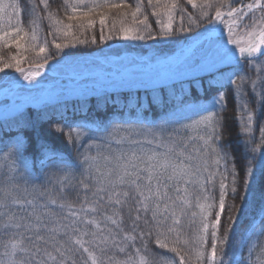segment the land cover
<instances>
[{"label":"snow or ice","instance_id":"6c2138e0","mask_svg":"<svg viewBox=\"0 0 264 264\" xmlns=\"http://www.w3.org/2000/svg\"><path fill=\"white\" fill-rule=\"evenodd\" d=\"M148 3L157 30L146 15L138 19L143 14L138 0L134 10L123 13L133 21L129 26L113 24L105 34L107 14L99 15L100 41L183 43L175 56L149 64L161 70L147 82L190 77L198 96L207 78L211 96L200 104L186 95L179 107L152 120L139 98L129 119L123 112L111 123L61 117L52 131L70 152L29 135L30 120H16L14 131H7L13 123L5 119L0 124V264H264V0L239 7L229 0H204L200 6L188 0L199 7L195 17L183 8L177 15L175 2ZM131 7L124 0H65V23L49 0H32L23 9L19 0H0V24L8 28L0 27V46L17 49L8 60L0 58L4 91L9 85L23 88L21 81H27L29 89L40 90L32 99H50L56 93L37 80L49 61L56 57L50 69L56 74L73 65L71 57L82 55L77 45L98 43L95 34L80 39L71 21H78L75 27L83 35L96 26L98 10ZM224 7L228 10L221 11ZM25 12L32 17L30 36L22 27ZM40 21L49 26L54 52H48L47 39L39 43ZM37 48L42 62L23 67L24 53ZM229 87L240 112L239 156L224 135ZM87 90V85L79 88ZM258 179L259 210L244 219ZM120 253L125 259L117 258Z\"/></svg>","mask_w":264,"mask_h":264},{"label":"trees","instance_id":"16d2710c","mask_svg":"<svg viewBox=\"0 0 264 264\" xmlns=\"http://www.w3.org/2000/svg\"><path fill=\"white\" fill-rule=\"evenodd\" d=\"M22 9L30 6L32 0H19ZM37 2V0H36ZM40 2V1H39ZM69 2H74V0H69ZM98 2H103V0H98ZM110 3H120L121 0H109ZM126 4L131 5V9L128 8H110V9H100L97 13L94 14L93 18L97 20V24L94 28H89L85 31L83 35L76 29V25L78 21H71L73 24L74 32L78 37L83 39H91V36L95 34L97 38V44H80L77 45L75 51L84 54H100L105 55L106 63H103L98 60H90L87 65H80L81 68H85L88 70H93L96 68H105L112 69L115 67H125L129 64H134L139 62V58L146 57L148 59L156 60L157 57L163 58L169 54L177 51L178 48L182 47L183 43L176 42H160V41H122V40H109L106 42L100 41V25H99V15L103 12L107 14V23L105 25V34H107L108 29L116 25L117 28L121 26L123 23L125 26H129L133 23L131 17L125 18L123 13L125 11L131 12L135 9L138 0H124ZM155 2V0H154ZM175 2L177 5V15H179V9L183 8L188 13H191L194 17L197 15L199 8H193L188 0H161V3L171 4ZM204 0H196L197 5H201ZM242 0H229L231 7H237ZM252 2V0H243V3ZM51 8L53 10H59V18L64 20L65 23H69L65 16V0H49ZM143 9L142 15L138 16L139 20H143L144 16H147V23L151 25V28L155 31L158 29L157 18L152 14V7L149 5L148 0H142ZM228 8H221V11H227ZM213 11V12H212ZM69 14L70 11H69ZM211 15L215 14V4L213 5V9L210 12ZM247 19V18H246ZM32 17H30L26 12L22 15V27L26 32L29 33V36L32 32L31 26ZM14 22V20H13ZM246 22V21H245ZM243 22V23H245ZM185 26H187V17H185ZM5 30H8L6 26ZM175 27V25H174ZM39 43L42 40L41 36L47 38L48 42L52 41L53 36L50 32L49 26L46 21L39 22ZM80 38V39H81ZM63 40L60 39L59 42ZM25 43H29L28 40L24 41ZM119 44H126L124 47H118L116 51L110 49V47L118 46ZM103 49L102 51L100 49ZM109 50H108V49ZM54 52V50H49ZM65 52L69 51V49H65ZM17 49L15 46L5 48L0 46V58L4 60H8L11 55L16 54ZM28 59L23 63V67L27 68L30 64L35 65L37 63H41L42 60L40 58L41 54H38V48L36 51H32L29 49L26 53H24ZM118 56L117 58H113ZM72 58V57H71ZM56 57L53 58L52 61H49V67L51 64L55 62ZM60 70V69H59ZM245 71H248L247 64H245ZM152 73V71L145 70H130L128 74L121 79H112L110 81L102 80L98 77L99 81L102 84L113 83L116 86H123L124 84H137L138 88L122 87L121 89L109 90L102 89L99 90L98 86H92V89L96 91L91 95H88L84 98H73L71 96H63L61 99H55L54 101L43 102L40 105L33 106H24L17 109L14 113L8 115L7 117L0 118V124H3L5 119L9 123H13V127L6 129L7 131H14L15 125L14 122L16 120H20L23 124L24 121L30 120L33 128L30 129L29 135H41L45 139L51 140L57 144L61 150H66L70 152L71 149H68L66 145L62 143V138L58 137L57 133L52 131V125L60 123V118L63 117L64 120L72 121V120H81L84 117H90L93 120H104L107 119L108 123H111L113 120L120 119V113H124V118L129 119L130 113L135 109L137 104V98L143 103L144 109H149L147 112V116L149 120H152L154 116L162 115L165 110L172 111L176 107H179L180 101L187 95L193 100H199L200 104H204L206 99L211 96L212 89L208 85L207 78L204 79L203 84L204 87L199 90L198 96L194 95L193 91L190 87V77H186L184 79L175 80L178 77L185 76H175L165 80L163 83H147V77ZM51 73H44L42 76H48ZM40 77L39 80L44 77ZM143 78V82L141 80ZM3 81V77L0 74V82ZM161 88L164 89L161 92ZM25 87L21 88V93L23 95L26 94ZM147 89V91H145ZM18 96V95H17ZM127 97V99H125ZM8 101L4 100L3 102ZM150 101L153 103L150 104ZM9 102V101H8ZM225 119V128L224 135L226 137V142L230 141L233 145V150L236 155L239 156L243 151V146L241 145V136L238 134L240 132V124L238 121V116L240 112L238 111L237 104L232 97V89L228 88V96H227V107L223 113ZM43 117V118H42ZM254 135L257 137L256 143L260 144L259 141V128H254ZM0 136H3V132H0ZM262 150H264V146H262ZM231 200V197H229ZM260 183L259 179L257 180V184L255 186V191L252 196L249 197V206L245 209V217L247 219L248 216L254 212L259 210L260 207ZM239 204V201H237ZM110 214V213H109ZM223 224V221H222ZM149 247H153L149 244ZM3 249L0 248V252ZM118 259H125L124 254H117Z\"/></svg>","mask_w":264,"mask_h":264},{"label":"rangeland","instance_id":"374dc122","mask_svg":"<svg viewBox=\"0 0 264 264\" xmlns=\"http://www.w3.org/2000/svg\"><path fill=\"white\" fill-rule=\"evenodd\" d=\"M39 1L40 0H37V3H39ZM246 3H250V2H246ZM202 4H203V2H202ZM212 9H213V7H212ZM212 9H210V12H211ZM248 19H249L248 17H245L244 18V22L246 21L245 23H247ZM3 26L4 25L0 24V27H3ZM225 35H226V32H225ZM41 38H42V40L40 41V44H43L44 40L47 39V38L45 37V35L41 36ZM79 38H81V37H79ZM81 39H83V38H81ZM57 42H59V40ZM120 46L124 47V46H126V44H119L118 46L110 47V49H112L113 51H116L118 49V47H120ZM50 49L54 50V45H52V43H50V41H49V43H48V52H50L49 51ZM180 49H181V47L177 49V52H179ZM83 60L84 59L82 58V60H80L79 64L83 63ZM140 61H141V67L147 66V63H149V62L145 63L144 59H140ZM62 67L65 70L69 69V67H67V66H62ZM44 70H43V73L48 71V69L46 70V68ZM155 70L156 71H160L161 69H157L156 68ZM84 71H85V73H89V74L86 75V78L93 77V76L99 74V75L102 76L103 79H108V78H111V77H119V76L122 75L121 73L125 72L124 69H121V73L117 72L115 69H112V70H108V71L100 70L99 72L96 73V72H93L95 70L87 71V70L83 69V70L79 71V74L84 72ZM162 71H165V70H162ZM248 71H251V70L249 69ZM74 74L76 75V74H78V72H75ZM16 75L18 76L19 74H16ZM1 77H2V74H1ZM42 77H44V78L43 79L41 78L40 80H39L40 77H37V80H39L43 85H46L45 89H44L45 91H52V92L56 93L55 95H53L51 97L53 100L56 99V98H59V96H61V94H60L61 92H63V91L69 92L68 89L71 88V85L77 84L76 82L73 83L71 81L70 82L64 81L65 78L67 77L66 74L58 75L57 73L56 74L51 73L48 76H42ZM52 78H55V79L53 81H48V80H50ZM21 82L23 83L24 87L27 88L25 95H23L21 93V88L17 89V88H14V87L10 86V85L8 86L9 90L7 92H5L4 91V86H3V81L0 82V114H5L7 112H11V110L14 109L15 107H17L18 105L19 106L22 105V104H19V103H20V101H23L25 99H27L29 101H35L37 103V105H40L43 102H45V100H43L42 102H37L36 100L32 99L31 97L35 96L37 94V92L40 91V90H38V89H29V85H28L27 81H21ZM68 85H69V87H68ZM82 85H84V84H79L76 87H72L73 89H70V92H74V91H76V92L78 91L79 92V88ZM110 86L111 85H108V87H110ZM4 100H8L9 102L2 103ZM47 101H48V99H46V102Z\"/></svg>","mask_w":264,"mask_h":264},{"label":"water","instance_id":"95a60500","mask_svg":"<svg viewBox=\"0 0 264 264\" xmlns=\"http://www.w3.org/2000/svg\"><path fill=\"white\" fill-rule=\"evenodd\" d=\"M169 57H172V56H169ZM130 68H132V67H130Z\"/></svg>","mask_w":264,"mask_h":264}]
</instances>
